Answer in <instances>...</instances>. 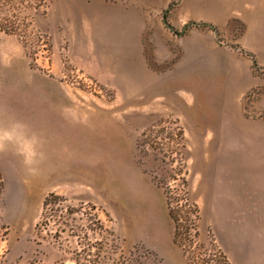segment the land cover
<instances>
[{
  "label": "rangeland",
  "instance_id": "obj_1",
  "mask_svg": "<svg viewBox=\"0 0 264 264\" xmlns=\"http://www.w3.org/2000/svg\"><path fill=\"white\" fill-rule=\"evenodd\" d=\"M118 3L146 29L107 27ZM248 123H264V0H50L28 37L0 31V264H186L167 197L181 178L201 240L264 264ZM50 192L68 224L38 234Z\"/></svg>",
  "mask_w": 264,
  "mask_h": 264
},
{
  "label": "trees",
  "instance_id": "obj_2",
  "mask_svg": "<svg viewBox=\"0 0 264 264\" xmlns=\"http://www.w3.org/2000/svg\"><path fill=\"white\" fill-rule=\"evenodd\" d=\"M50 0H0V31L16 34L26 38L30 34L32 12L39 11L47 6ZM168 120L161 119L154 127L165 124ZM177 136L176 133H172ZM182 135V134H181ZM147 132L144 131L138 139V145L146 142ZM163 140L162 137L159 138ZM173 140V139H172ZM185 189H169L167 193L170 216L175 222L174 241L184 248L187 258L186 264H233L227 252L210 236V241L205 244L201 240L199 230V206L191 200L188 191V181L181 178ZM68 198L57 192H50L43 202V213L37 224L38 234L47 229L53 219L59 226L68 224L70 206L65 203ZM97 224L105 230L103 221L96 216ZM63 232V228L59 229ZM105 244V242H101ZM78 262V261H77Z\"/></svg>",
  "mask_w": 264,
  "mask_h": 264
},
{
  "label": "crops",
  "instance_id": "obj_3",
  "mask_svg": "<svg viewBox=\"0 0 264 264\" xmlns=\"http://www.w3.org/2000/svg\"><path fill=\"white\" fill-rule=\"evenodd\" d=\"M116 7V12H115V24L113 26H107L105 24L104 26L110 27V29H146V23L142 22L140 15L136 11L135 7L132 5H125L123 3H118L115 4ZM136 19H138V22H136ZM104 22H107L105 18H103ZM135 20V22L133 21ZM230 103V102H229ZM249 126L255 127L260 130V132L257 134L259 139H264V123H248ZM250 130L252 129L251 127H239V130H244L241 134L243 136L249 135L245 130ZM263 130V131H262ZM254 136V135H252ZM240 137V136H239ZM264 145V143H262ZM258 159L260 163L264 162V155L262 154ZM255 182V186H258L259 188V194L261 196L262 201H264V165H259V177H257ZM62 264H77L74 263L73 261H65Z\"/></svg>",
  "mask_w": 264,
  "mask_h": 264
},
{
  "label": "clouds",
  "instance_id": "obj_4",
  "mask_svg": "<svg viewBox=\"0 0 264 264\" xmlns=\"http://www.w3.org/2000/svg\"><path fill=\"white\" fill-rule=\"evenodd\" d=\"M11 139H12V135L10 132L5 131L3 133H0V150H3L4 148V141L11 140ZM25 163L26 164L32 163L31 156L26 158Z\"/></svg>",
  "mask_w": 264,
  "mask_h": 264
}]
</instances>
